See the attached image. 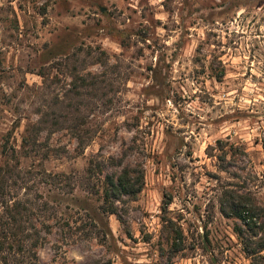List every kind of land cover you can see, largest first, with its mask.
I'll return each instance as SVG.
<instances>
[{
    "label": "rangeland",
    "instance_id": "374dc122",
    "mask_svg": "<svg viewBox=\"0 0 264 264\" xmlns=\"http://www.w3.org/2000/svg\"><path fill=\"white\" fill-rule=\"evenodd\" d=\"M1 167L39 264H264V0H0Z\"/></svg>",
    "mask_w": 264,
    "mask_h": 264
},
{
    "label": "trees",
    "instance_id": "16d2710c",
    "mask_svg": "<svg viewBox=\"0 0 264 264\" xmlns=\"http://www.w3.org/2000/svg\"><path fill=\"white\" fill-rule=\"evenodd\" d=\"M84 126L85 124L78 122L70 127L80 141L81 146L85 143L84 136H82L85 132L83 130ZM123 162V159L118 160L119 165H122ZM6 168H0V207L3 208L0 212V264H39L36 248L39 246L41 234L35 226L30 207L25 202L15 201L11 205L5 199L2 177H4ZM144 182L143 170L127 165L122 168L120 173L107 176V188L104 193L105 201L102 205L103 211L110 215H118L119 209L116 203L125 202V198L128 197H136L142 191ZM92 190L94 191L95 188ZM46 205L48 204L46 203ZM231 210L232 212H227L223 209V213L225 215L233 213L235 216L246 218L250 222H254L260 216L259 208L249 205L241 196H238V200L232 203ZM181 250V238H177L170 249L169 264ZM260 250H264V241L260 245ZM95 264H101V262Z\"/></svg>",
    "mask_w": 264,
    "mask_h": 264
}]
</instances>
